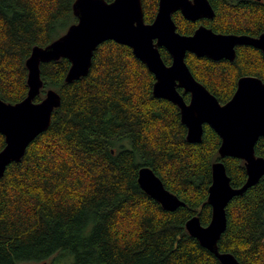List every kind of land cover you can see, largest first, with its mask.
<instances>
[{"label": "trees", "instance_id": "16d2710c", "mask_svg": "<svg viewBox=\"0 0 264 264\" xmlns=\"http://www.w3.org/2000/svg\"><path fill=\"white\" fill-rule=\"evenodd\" d=\"M75 1L0 0L3 101L27 97L26 62L34 47L48 46L78 22ZM211 2L215 30H264V5ZM143 7L146 23H152L159 0H143ZM174 20L182 34L196 28L180 13ZM161 54L171 65L169 52L163 48ZM186 63L221 103L232 98L241 76L264 81V55L252 47H241L234 62L188 54ZM70 67L65 58L42 64L44 85L35 102L54 89L62 104L48 130L0 178V264H61L64 258L70 264H220L186 223L197 215L204 226L211 221L213 164L223 162L232 187L241 188L248 179L245 162L221 158V138L209 126L200 143H189L180 109L154 96L155 75L130 47L103 43L89 74L66 83ZM5 145L0 134V152ZM256 154L264 158L263 138ZM143 167L186 205L167 211L147 195L138 183ZM218 246L242 264H264V180L230 202Z\"/></svg>", "mask_w": 264, "mask_h": 264}, {"label": "water", "instance_id": "95a60500", "mask_svg": "<svg viewBox=\"0 0 264 264\" xmlns=\"http://www.w3.org/2000/svg\"><path fill=\"white\" fill-rule=\"evenodd\" d=\"M177 12L192 21L213 17L215 13L208 0H159L157 16L148 24L143 0H76L73 13L78 22L48 46L33 48L26 62L29 72L27 97L16 104L0 98V134L6 140L0 152V178L8 166L20 162L34 140L48 130L55 110L62 104L60 93L54 89L49 90L41 102H35L44 85L42 64L68 59L71 67L66 83H73L89 74L98 47L107 41H115L130 47L155 75L154 96L168 100L180 109L189 143H200L204 127L209 125L221 137L220 157L245 162L248 179L241 188L232 187L223 162L213 164V182L208 196L211 221L204 226L197 215L186 223L188 233L214 254L220 264H242L233 254L220 252L218 243L227 229L230 202L264 180V158L256 154V145L260 138H264V82L257 77L241 78L233 98L222 105L195 79L186 63V55L191 52L199 57L233 61L238 45L254 46L264 51V35L259 38L218 35L200 28L191 37L183 36L178 33L173 20ZM161 47L171 54V65L164 62ZM180 89L191 95L190 103L185 101ZM138 183L167 211L186 205L167 190L148 167L140 169Z\"/></svg>", "mask_w": 264, "mask_h": 264}, {"label": "flooded vegetation", "instance_id": "af4514ba", "mask_svg": "<svg viewBox=\"0 0 264 264\" xmlns=\"http://www.w3.org/2000/svg\"><path fill=\"white\" fill-rule=\"evenodd\" d=\"M209 2H210V4H211V6H212V8H213V10H214V16L213 17H205V18H202V19H198V20H196V21H192V20H188V19H186L184 16H183V14L181 13V12H177V13H180L182 16H183V18L185 19V20H187L188 22H191V23H193V24H195V30L193 31V33L192 34H182V33H180L179 31H178V27H177V31H178V33H180L181 35H183V36H187V37H191V36H193L200 28H206V29H208V30H211V31H213L214 33H216V34H218V35H220V34H222V35H237V36H249V37H252V38H259V37H261L262 35H264V30L262 31H259V32H257V33H255L256 35H249V34H236V33H223V32H220V30H215V28L213 27V25H212V21L216 18V15H217V12H216V9L214 8V6H213V4H212V2H211V0H208ZM227 1H229V3H231V4H233V5H239L240 3H242V2H246V3H258V4H262V5H264V0H227ZM159 9V8H158ZM158 13V12H157ZM177 13H175L174 15H173V20H174V16L177 14ZM156 16H157V14H156ZM156 18V17H155ZM155 20V19H154ZM174 22H175V20H174ZM176 23V22H175ZM148 24H150V23H148ZM177 25V24H176ZM241 47H252V48H254V49H256V50H258L259 52H261L263 55H264V51L263 50H261V49H258V48H256V47H254V46H247V45H238V46H236V48H235V50H236V58H237V56H238V51H239V49L241 48ZM164 47H161L160 48V52H161V49H163ZM164 49H166V48H164ZM167 50V49H166ZM168 51V50H167ZM169 52V51H168ZM170 54V53H169ZM188 54H194V53H191V52H188L187 53V55ZM162 55V54H161ZM171 55V54H170ZM187 55H186V57H187ZM194 55H196V54H194ZM197 56V55H196ZM172 57V56H171ZM197 57H199V56H197ZM199 58H208V59H210V60H213V61H217V62H219V61H224V60H226V61H229V62H234L235 60H236V58H235V60H233V61H230V60H227V59H222V60H214V59H211V58H209V57H199ZM172 61H173V59H172ZM194 76V75H193ZM243 77H257V76H253V75H246V76H241L239 79H238V82H237V88H238V83H239V80L241 79V78H243ZM257 78H259V77H257ZM196 79V78H195ZM259 79H261V78H259ZM197 80V79H196ZM262 80V79H261ZM198 81V80H197ZM263 81V80H262ZM199 82V81H198ZM264 82V81H263ZM201 83V82H200ZM202 84V83H201ZM202 85H204V84H202ZM205 86V85H204ZM206 87V86H205ZM207 88V87H206ZM237 88H236V91H237ZM208 89V88H207ZM183 91L184 92V94H186V95H189L190 96V99H189V101H187L185 98V101L187 102V103H190V100H191V95L190 94H188V93H186L183 89H180L179 91ZM236 91L234 92V94H233V96L235 95V93H236ZM181 93V92H180ZM212 93V92H211ZM181 95L184 97V95H183V93H181ZM214 95V94H213ZM215 96V95H214ZM233 96H232V98H233ZM216 97V96H215ZM231 98V99H232ZM230 99V100H231ZM229 100V101H230ZM229 101H227L226 103H228ZM221 103V102H220ZM226 103H221L222 105H225ZM205 126H209V125H205ZM210 127V126H209ZM205 128V127H204ZM211 128V127H210ZM214 130V129H213ZM187 133H188V130H187ZM219 136V135H218ZM220 137V136H219ZM221 138V137H220ZM261 139V138H260ZM259 139V140H260ZM264 139V138H263ZM221 142H222V140H221Z\"/></svg>", "mask_w": 264, "mask_h": 264}, {"label": "rangeland", "instance_id": "374dc122", "mask_svg": "<svg viewBox=\"0 0 264 264\" xmlns=\"http://www.w3.org/2000/svg\"><path fill=\"white\" fill-rule=\"evenodd\" d=\"M67 30H68V29H67ZM64 31H65V28L61 29L60 32H59L55 37L57 38V37L63 35ZM65 33H66V32H65ZM65 33H64V34H65ZM61 261H65V263L63 262V263H61V264H70V262H68V260L65 259V258H64L63 260H61ZM48 264H51V261H48Z\"/></svg>", "mask_w": 264, "mask_h": 264}]
</instances>
